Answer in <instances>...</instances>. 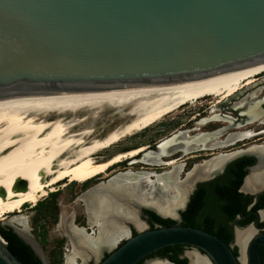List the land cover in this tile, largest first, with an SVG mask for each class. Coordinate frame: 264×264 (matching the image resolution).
I'll return each mask as SVG.
<instances>
[{"label": "water", "instance_id": "obj_1", "mask_svg": "<svg viewBox=\"0 0 264 264\" xmlns=\"http://www.w3.org/2000/svg\"><path fill=\"white\" fill-rule=\"evenodd\" d=\"M260 64L264 0H0V102L179 83ZM260 80L217 105L214 110L221 113L205 120L223 121V113L237 116L249 102L258 104L264 76ZM248 90L256 94L230 110L226 103ZM109 197L118 207L129 203L141 220L144 205ZM123 225L129 235V222ZM8 227L46 264L31 235ZM258 244L249 247L247 264H259ZM175 245L197 248L213 264H238L222 242L181 226L137 230L105 259L98 260L109 248L79 261L136 264ZM5 246L0 238V264H19Z\"/></svg>", "mask_w": 264, "mask_h": 264}, {"label": "bare ground", "instance_id": "obj_2", "mask_svg": "<svg viewBox=\"0 0 264 264\" xmlns=\"http://www.w3.org/2000/svg\"><path fill=\"white\" fill-rule=\"evenodd\" d=\"M263 73L264 64H260L179 83L0 102V220L11 213L19 214L25 203L36 205L65 180L85 184L106 176L110 169L125 160L139 161L145 166L163 165L159 155L148 152L144 145H131L120 151H114V146L199 100L211 98L213 109L252 86L255 78ZM109 111L123 122L109 129L111 120L95 132L92 124L100 114ZM102 129L106 131L102 132ZM254 135L244 133L238 140L252 139ZM104 152L111 154L102 156ZM137 156L139 160H135ZM221 157L211 165L207 163L205 167L191 171L190 178H187L188 174L184 182L178 181L181 172L178 168L159 175L129 170L83 193L78 202L85 207L87 228L92 234H85L83 228L75 226V212L68 216L62 214L59 224L70 241L65 263L75 264L77 257L84 262L97 255L101 248H110L127 237L125 222L137 230L144 229L129 203L127 207H118L109 196L127 197L130 202L174 217V210L185 206V196L192 189L194 177L217 172L226 161ZM11 222L21 226L18 229L11 225L23 235L25 219L16 216ZM191 262L197 264L194 258Z\"/></svg>", "mask_w": 264, "mask_h": 264}, {"label": "flooded vegetation", "instance_id": "obj_3", "mask_svg": "<svg viewBox=\"0 0 264 264\" xmlns=\"http://www.w3.org/2000/svg\"><path fill=\"white\" fill-rule=\"evenodd\" d=\"M262 77V75L258 76L256 82L260 83ZM261 93L264 94V91H261ZM240 95L242 97L245 93ZM241 97L238 102H235L236 98L226 103L230 110L238 107L242 108L243 103L249 101V99L245 100L246 96L244 98ZM259 100L258 104L249 102L245 112L239 110L238 119L236 118L237 116H233L230 113L223 115L225 119L219 116L220 120H223L224 126L222 127L201 132H199V128H195L193 133L185 132L184 129L175 130L172 134L168 133L169 135L167 134V136L152 144L153 150L150 147L147 149L148 152H152L154 155L159 154L160 163L163 165L159 166L155 163L153 166L148 167L139 164L140 166L137 165L136 171H142L141 168H143L148 173V168L155 171L163 169L164 171L159 174H167L178 168L181 169L178 181L184 182L187 178H190L191 171L201 169L207 163L211 165V162L216 159H222L221 156H223L226 161L217 172L194 177L193 182L191 181L192 189H189L185 196L186 200L183 204L185 206L179 208L176 216L171 218L169 216L165 218L157 217L173 221V226L192 228L213 236L229 248L238 264L248 263L247 252L249 247L257 242L259 243L256 246L259 264H264V95H261ZM188 123L190 125L193 124L190 121ZM202 123H204V120H202ZM249 125L258 127L251 128ZM231 126L232 129L245 128L231 133L229 132L231 129H229L228 132L222 134L224 128ZM217 132L221 134L217 136ZM248 132L255 134L252 139L238 140L239 135ZM218 137H221V139L217 140ZM217 148H229L231 150L228 149V152H217L215 150ZM176 154H178L177 158L174 157ZM127 162L131 163L132 161ZM232 170L235 171L236 177L237 174H240V178L234 177L231 173ZM188 174L189 176L186 178ZM250 180L251 182H249ZM215 183L221 187L225 186L223 193H221L224 198L227 195L230 197L232 193L237 197L236 203H233L236 206L234 214L231 215V212L224 208V202L219 201L217 203L216 198L220 199L222 197L218 195L221 191L215 193ZM145 211L149 210L142 206L140 210L142 221L140 220V222L146 223V226L143 224L144 230L160 228L156 223H151L152 221L148 220L147 215L144 213ZM150 226H152L151 229ZM83 229L85 233L90 229L86 226V220ZM94 230L93 228V232H95ZM128 231L129 235L127 234V237L120 239L115 244L118 242L122 244L127 238L134 236L137 229L129 223ZM169 247L171 249L163 250L159 254L156 252L150 254L139 261L138 264H178L177 262H182L180 264H192L191 260L193 258L197 260V264H213L208 256L197 248L184 245ZM102 254L104 256V254H109V252L104 251ZM37 259L40 261L39 258ZM40 264H42L41 261Z\"/></svg>", "mask_w": 264, "mask_h": 264}, {"label": "rangeland", "instance_id": "obj_4", "mask_svg": "<svg viewBox=\"0 0 264 264\" xmlns=\"http://www.w3.org/2000/svg\"><path fill=\"white\" fill-rule=\"evenodd\" d=\"M262 76H264V74ZM249 90L245 92V95H243L241 98H244L246 96L245 100L250 99L249 98L250 95L254 94L255 92L254 91L250 92ZM259 91H264V88H262ZM242 93L243 92H241L240 94ZM212 101L214 100H212L211 98L210 99L206 98L203 100H199L192 105H187L185 107H182L181 109L177 110L175 113H172L167 117H165L159 123L143 130L141 133L136 134L131 138H127L126 140L119 142L116 146H114L115 149L114 151H120L122 149L125 150L124 148L127 147L130 148L131 145L133 146L137 145L138 147L144 145L147 147V149L149 147L152 148V144L154 142H157L158 140L162 139L164 136H167L168 133L172 134L175 130H179V129L181 130L184 129L185 132L187 131L193 133L195 132L193 131V129L195 128H199V132H201L204 130H212L224 126L223 122L222 121L220 122L219 119L213 121L205 120V119H210L212 116L221 113L220 111L211 108L210 103H212ZM110 116L113 118L109 119ZM116 119H117V115H115L114 112L111 111H109L108 113L103 112L102 114L99 115V119L96 120L97 122L95 121L94 124H92L93 127L92 129L95 132H98L99 130H101L103 125L108 124V122L111 120L113 122L109 124L108 126L109 129L123 122V120H118V119L116 120ZM202 120H205L206 123L205 124L202 123ZM188 121L193 122V124L190 125ZM249 126H251V128L258 127L256 125H249ZM243 128L231 129L229 132L231 133V132L241 131L243 130ZM105 131L106 130L102 129V132ZM190 133L188 134L190 135ZM218 139H221V137H218L217 140ZM228 149L229 148H225V149L217 148L215 150L217 152H222V151L228 152L229 150H231ZM151 150H153V148ZM110 154L111 152H104L102 156H108ZM174 157L177 158L178 154L174 155ZM127 163L121 165L117 164V166L113 167L112 169H110L109 172H107L106 176H100L99 178L89 181L85 184H80L77 181L65 180L63 181L64 183L62 182L59 185L54 186L53 192H50V193H55L54 196H49L50 193H48V195H46L45 197L39 200V202L43 201L41 206L34 207L33 205L29 204L28 206L22 207L19 214L11 213L9 215H6V217H4L3 220H0V226L8 227L12 225L13 227H17V225L11 222L12 219L15 218L16 216L24 218L26 223L25 232L31 235L34 238V240L39 244L43 252V255L45 256V263L48 264V262L51 261V255L58 256L59 251L61 252V256H60L62 259L61 263H63L64 261L63 255L66 253L65 249L70 250L69 247L70 241L64 234V231L62 230L59 224L62 214L66 213V215L68 216L72 214V212H75V217H74L75 226L82 228L85 227V220L87 226L88 221L86 218L85 207L83 206L82 203L78 202V200L80 199L83 193L87 192L89 189L95 188L97 185L103 182L108 181L110 177H113L119 173H125L129 170L133 173H138L139 171L136 172L137 165L138 166L143 165L139 161L137 162L132 161L131 163L128 164ZM153 165L154 164H149L148 167ZM141 169L142 171H144L143 168ZM148 171L151 173L154 172L159 175V173H161L164 170L158 169L155 171L154 169L148 168ZM17 228L19 229L21 228V226ZM89 232L90 230L86 231V233ZM59 241L62 243L61 244L62 246L60 248L58 244ZM120 244H121L120 242L114 244V246H112L111 249L109 248L107 251L111 252ZM68 253L69 252H67L66 255ZM102 256L103 254L99 256L98 259L99 261L102 259ZM79 260L74 259V263L80 264ZM90 263L93 262L91 261L89 262V264Z\"/></svg>", "mask_w": 264, "mask_h": 264}, {"label": "trees", "instance_id": "obj_5", "mask_svg": "<svg viewBox=\"0 0 264 264\" xmlns=\"http://www.w3.org/2000/svg\"><path fill=\"white\" fill-rule=\"evenodd\" d=\"M232 175L236 177V173L234 170L231 171ZM235 173V174H234ZM236 178H240V174H237ZM239 183V182H238ZM225 186L221 187L219 184L215 183V193L221 191L218 193V195L222 198H216L217 203L219 201L224 202V208H226L229 212H231V215L235 213V208L236 206L233 205V203H236L237 197L232 193L230 197L227 195L221 196V193H223ZM55 193H50L49 196H54ZM43 201L37 202V204L34 206H41ZM149 221H152L151 223H156L160 228H166V227H171L174 225L173 221L169 220H163L155 216L152 212L145 211L144 212ZM152 226H150V229ZM0 238L5 242L6 244V249L7 251L17 260L19 264H40V261L32 254V251L30 248L25 245L8 227H2L0 226ZM59 248L62 246L61 242L59 241ZM171 249L170 247H165L163 249H160L156 251V253H161L163 250H168ZM61 252L59 251L58 256L51 255V261L48 262V264H61L62 259H61ZM108 256V254H104L103 259H105ZM178 264L182 262H177ZM138 264V263H136Z\"/></svg>", "mask_w": 264, "mask_h": 264}, {"label": "clouds", "instance_id": "obj_6", "mask_svg": "<svg viewBox=\"0 0 264 264\" xmlns=\"http://www.w3.org/2000/svg\"><path fill=\"white\" fill-rule=\"evenodd\" d=\"M137 157H138V156H137ZM135 158H136V157H135ZM127 161H128V160H127ZM127 161L125 160V161H123V163H124V162H127ZM120 164H122V163H120ZM118 165H119V164H118ZM87 182H89V181H87ZM87 182H86V183H87ZM25 206H28V204L25 203V204L22 205V207H25ZM34 206H35V205H34ZM80 228H82V227H80ZM1 242H2V244L6 245L5 242H4L2 239H1ZM65 252L67 253V252H69V250H68V249H65ZM66 253L63 255V259H64V256L66 255ZM64 260H65V259H64ZM101 260H102V259H101ZM63 262H64V261H63ZM61 264H63V263H61Z\"/></svg>", "mask_w": 264, "mask_h": 264}]
</instances>
